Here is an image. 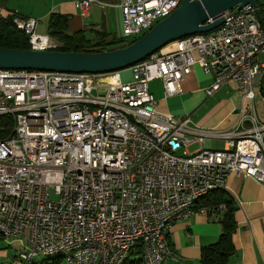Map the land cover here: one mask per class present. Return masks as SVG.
<instances>
[{"label": "built area", "instance_id": "built-area-1", "mask_svg": "<svg viewBox=\"0 0 264 264\" xmlns=\"http://www.w3.org/2000/svg\"><path fill=\"white\" fill-rule=\"evenodd\" d=\"M69 1L82 17L102 5ZM181 2L121 0L114 44H131ZM222 19L213 31L147 57L130 70L127 82L119 73L76 79L74 73L0 72V115H10L14 124L10 137L0 141V229L27 250V257L18 251L7 264H28L48 248L82 240H91L93 250L63 264H112L121 245L134 238H141L140 259L163 264L159 253L169 254L163 220L172 214H180V222L210 216L203 206L182 210L187 196L210 184L225 185L230 175L264 188V123L254 106L264 78V3L237 5ZM12 24L27 37L29 50L59 46L37 32L35 18L14 16ZM194 66L212 79L206 97L229 81L238 85L241 106L230 129H204L189 117L157 112L149 82L159 79L165 98L180 94ZM213 139L223 141L221 156L204 155ZM191 146L197 148L190 152Z\"/></svg>", "mask_w": 264, "mask_h": 264}, {"label": "crops", "instance_id": "crops-1", "mask_svg": "<svg viewBox=\"0 0 264 264\" xmlns=\"http://www.w3.org/2000/svg\"><path fill=\"white\" fill-rule=\"evenodd\" d=\"M97 1L102 5L94 4L83 17L79 15L76 5L69 0H0V7L2 18L17 16L37 19V32L39 26L44 25L45 33L38 32L40 34L48 33L50 15H61L68 20V34L80 32L93 44L103 42L107 50L118 48L113 42L120 27L121 13L116 6L121 0ZM96 12L99 13L100 20L91 24L90 17ZM108 13L114 19L118 16L115 24L113 23V30L107 20ZM57 44L59 45L58 42ZM170 48L171 46L165 47V51ZM260 59L264 61V54ZM119 74L124 82L131 79L129 68ZM211 82L210 76L194 66L181 82L180 94L165 98L159 79L150 81L148 86L157 101V112L169 113L175 118L189 117L200 128L225 131L236 122L241 95L238 85L229 81L213 96L206 97L205 89ZM254 106L258 121L264 123V78L257 88ZM206 145L212 151H221L224 147L223 141L219 139H213ZM224 191L235 208V229L231 236L233 250L227 264H264V188L251 178L230 175ZM214 216L196 214L175 223L168 230L169 254L163 264H201L202 250L215 244L221 235V225Z\"/></svg>", "mask_w": 264, "mask_h": 264}, {"label": "water", "instance_id": "water-1", "mask_svg": "<svg viewBox=\"0 0 264 264\" xmlns=\"http://www.w3.org/2000/svg\"><path fill=\"white\" fill-rule=\"evenodd\" d=\"M237 5L256 8V0H182L176 10L131 44L103 52L0 48V69L90 74L123 71L179 39L213 31L222 23V15Z\"/></svg>", "mask_w": 264, "mask_h": 264}, {"label": "trees", "instance_id": "trees-1", "mask_svg": "<svg viewBox=\"0 0 264 264\" xmlns=\"http://www.w3.org/2000/svg\"><path fill=\"white\" fill-rule=\"evenodd\" d=\"M67 26L68 20L65 17L57 14L50 15L47 34L59 43V46L56 49L57 51L93 53L107 50L106 45H104L103 42L93 44L86 40L80 32L68 34ZM0 48L29 50L27 37L23 32L14 27L12 24V18L0 19ZM13 126V119L10 115H0V141L10 137L13 131ZM222 190L223 189L214 191L195 203V206H203L207 208L210 216L213 213L217 214V222L221 225V235L219 236L218 241L202 250L201 264H227L228 257L233 250L231 236L235 229V208L233 206V201L227 196L226 192ZM220 205H224V211H220ZM167 236L168 235H166V240ZM139 254V246H135L131 250L124 264H144L142 258H139ZM40 259L42 260H36V262H33L32 264H60L63 262L61 256Z\"/></svg>", "mask_w": 264, "mask_h": 264}, {"label": "bare ground", "instance_id": "bare-ground-1", "mask_svg": "<svg viewBox=\"0 0 264 264\" xmlns=\"http://www.w3.org/2000/svg\"><path fill=\"white\" fill-rule=\"evenodd\" d=\"M181 40H188V36L185 38H182ZM140 65V62L135 64ZM135 65L131 66L129 70H132ZM0 72H9L7 69H0ZM38 72H45V71H38ZM120 71L112 72L117 73ZM52 76H60V72H51ZM63 76H73V73H63ZM74 77L76 79H86V73H74ZM204 155L205 156H221V151H212L209 148H204ZM225 185L223 184H210L209 186H205L202 189H199L197 191H194L189 196H187L184 201L181 202V209L182 210H194L195 203L199 201L201 198H204L208 194L219 191L221 189L224 190ZM222 190V191H223ZM177 222H180V214H172L168 217H166L163 220V223L161 224V232H168V230ZM0 235L8 238V232L7 229H0ZM141 245V238H134V241H128L121 245V255L114 259L112 264H124L125 260L128 258L131 250L135 246ZM93 250V242L91 240H82L77 242L75 245L67 246V247H51L40 254L38 256H35L32 261H30L28 264H32L36 260L40 258L48 259L53 257L55 253L57 252H63L65 254H68L66 257L67 260H71L74 258H82L85 251ZM168 256V253H159V260H165ZM20 257H27V250H23L20 252ZM144 264H152L151 260L149 258H142Z\"/></svg>", "mask_w": 264, "mask_h": 264}, {"label": "rangeland", "instance_id": "rangeland-1", "mask_svg": "<svg viewBox=\"0 0 264 264\" xmlns=\"http://www.w3.org/2000/svg\"><path fill=\"white\" fill-rule=\"evenodd\" d=\"M259 3L263 4L264 1L263 0H259ZM98 19L100 20L99 13L96 12L95 14H93L90 17L89 21L91 22V24H95ZM117 19H118V16L115 17V19H114L113 15L111 13H108V19L107 20H108V22L111 23V29L112 30H113V27H112L113 23L115 24V22H116L115 20H117ZM38 32L45 33L43 24H41L39 26ZM196 148H197V146H191L189 148V151L193 152ZM177 152L181 153V150H178ZM50 199L51 200H55L56 199V197H55V195L53 194L52 191L50 193ZM23 245H24V243L22 241H19V240H15L14 241L12 239H8V238H5V237L0 235V264H3V263L7 264V262L9 263L10 262L9 260L11 259V257L15 253H17L18 251H20V252L23 251L22 250L23 249ZM56 256H61L62 259H63V262H66V257L68 256V254H65L63 252H57V253H55V255H53V257H56ZM53 257H51V258H53ZM40 260H42V259H39L37 261H40ZM63 262H61L60 264H63Z\"/></svg>", "mask_w": 264, "mask_h": 264}]
</instances>
